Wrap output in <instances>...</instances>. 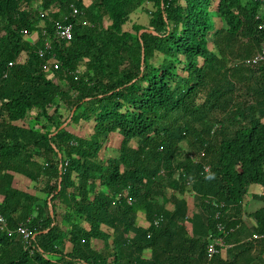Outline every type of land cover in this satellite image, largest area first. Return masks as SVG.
<instances>
[{
    "label": "trees",
    "instance_id": "obj_1",
    "mask_svg": "<svg viewBox=\"0 0 264 264\" xmlns=\"http://www.w3.org/2000/svg\"><path fill=\"white\" fill-rule=\"evenodd\" d=\"M145 3L147 27L124 30ZM70 5L84 15L68 19ZM41 22L59 63L52 78L37 54L44 36L32 45L21 33ZM68 22L64 43L54 30ZM262 49L263 0H0V264H264L254 239L264 235V61L245 63ZM60 103L64 122L72 113L61 130ZM30 111L40 130L20 124ZM92 121L88 138L67 130ZM110 134L119 154L104 164ZM16 177L43 182L46 198L13 188ZM251 185L262 206L248 213ZM168 190L193 193V208ZM210 237L224 246L208 257Z\"/></svg>",
    "mask_w": 264,
    "mask_h": 264
},
{
    "label": "rangeland",
    "instance_id": "obj_2",
    "mask_svg": "<svg viewBox=\"0 0 264 264\" xmlns=\"http://www.w3.org/2000/svg\"><path fill=\"white\" fill-rule=\"evenodd\" d=\"M86 1L91 2V0H86ZM148 4L149 3H145L144 6L137 8V10H135V12H133V14H131L129 16V19H128L125 27H124V30L130 32L133 24L147 27L148 21H149V15H148L149 5ZM33 7H35L38 11H41V8H38L37 4H35V3L32 4V8ZM210 12H211L212 21L215 23V25L220 26L221 21L219 20V18L216 17L217 15H216L214 4L210 7ZM109 23H110L109 19L105 18L104 22L102 24V28L105 29L109 25ZM82 25H86V23L85 24L82 23ZM34 34H32V36ZM209 49H212L211 45L209 46ZM19 58H20L19 62L25 63L27 61V56L24 53L21 54L19 56ZM46 75L48 78L53 77L52 72H50V71H46ZM52 113H53V109L50 110V114H52ZM57 114H59L61 116V122H64L65 119H67V116L69 114V110L66 109V106L64 104L60 103L59 106L57 107ZM36 116H37L36 112L30 111V112H28V116L20 124L22 126H25V127L29 126L35 130H40L41 126H43L45 124V120L42 118L38 119V118H36ZM55 118H57L56 115H55ZM68 122H69V120H66V122H64L61 126H64V127L67 126ZM93 125H94V121L88 122V123L79 122L76 125L71 124L70 126H68L67 130L69 132L75 134L76 136L81 137V138H88L93 132L92 131ZM50 130H51V128H50ZM120 140H121V137L118 134H113V135L110 134L107 137V139H105L101 143V150L98 154V161L105 164L108 159L114 158V157L117 158L118 154H119L118 149L120 146ZM131 145L135 146L134 142L131 143ZM181 146H182V148L186 149V146L184 144H182ZM193 155L194 154H191L189 157L191 159H193L192 158V157H194ZM12 187L17 189V190H20L22 192H27L31 195H34L37 198H39V200H44L46 198L45 194H43V192H42V188L44 187L43 182L33 183V182L23 178V177H16L12 181ZM254 190H256V192H254ZM260 190H261V188L259 186H256V185H252L248 188L246 196L244 198V202H243V208L246 212H248V213L254 212L262 206L260 201H255L252 197L253 193H255V195H257L258 194L257 192ZM172 195H175L178 198L185 199L187 204H188V207H190L189 210L191 208H193V199H192L193 193L188 192L185 194H180V193H176V192H172L171 190H168L166 193V198H169ZM1 199L2 198L0 197V200ZM158 202L161 203L160 198L158 199ZM167 208L170 209L171 206L169 204H167ZM57 213H59L61 215V212L59 209L57 210ZM60 215H58V217ZM137 215H138V224H140V225L143 224L146 227V223H144V221H143V216L141 214H137ZM246 221H247L246 223L249 226L252 225L250 223L251 221H249V220H246ZM81 224H83V222ZM187 229L189 231L190 226L187 225ZM103 230L107 231V229L105 227H103ZM108 231L111 232L110 230H108ZM92 247L98 251L102 248V243L98 240L93 241ZM222 252L224 253V251H222Z\"/></svg>",
    "mask_w": 264,
    "mask_h": 264
},
{
    "label": "built area",
    "instance_id": "obj_3",
    "mask_svg": "<svg viewBox=\"0 0 264 264\" xmlns=\"http://www.w3.org/2000/svg\"><path fill=\"white\" fill-rule=\"evenodd\" d=\"M39 14L38 16L41 19H44V14L42 11H38ZM84 14L81 10H79L77 7H75L74 5H70V12L68 15V19H72V20H78L79 17H82ZM67 17H65V21L67 20ZM74 21V22H75ZM40 31H38V33H36L35 35H31L27 30L23 29L21 31L23 36H27L29 39V42L32 43V45L35 43V39L37 38V34L41 33L42 36H44V42H43V47L39 48L37 50V54L39 56V58L43 59L44 64L46 65L47 71L50 72H54L55 70H58L59 67V63L56 61V57L55 54H52V46H51V39L48 37V34L45 30V28H43V24L41 22V24L39 25ZM73 27H74V23L68 22L66 24H56L55 30H54V38L64 42V43H69L72 40L73 37ZM35 37V38H34ZM264 61V49H262L260 52L257 53V55L250 61H245V63H251V64H256L259 62ZM22 63V62H20ZM15 64V62H10L8 63V67H12ZM75 79L78 78L79 75V70L77 69L75 71ZM55 79V78H54ZM204 171L206 173L209 172V169L207 167L204 168ZM222 206V205H221ZM218 216V215H216ZM0 225L2 227H5V219L4 217H2L0 215ZM218 231H222V228L220 226L217 227ZM15 233L20 237V239L22 240V242L24 244H27V242L29 241V239L32 237V231L30 229H28L26 226H24L22 223L19 224L16 229H15ZM264 239V235L261 236H254V239ZM209 244L207 245V254L208 257H211L217 253L220 252V249L223 248L224 244H223V238L221 237H210L209 238Z\"/></svg>",
    "mask_w": 264,
    "mask_h": 264
},
{
    "label": "crops",
    "instance_id": "obj_4",
    "mask_svg": "<svg viewBox=\"0 0 264 264\" xmlns=\"http://www.w3.org/2000/svg\"><path fill=\"white\" fill-rule=\"evenodd\" d=\"M251 186H252V185H251ZM256 186H257V185H256ZM260 188H261V187H260ZM254 192H256V190H254ZM261 192H262V189H261L260 191H258L257 193L260 194ZM258 194H257V195H258ZM253 196H255V193H253ZM253 196H252V197H253ZM253 199H254V198H253ZM254 200H255V199H254ZM255 201H256V200H255ZM246 220H249V219H246V218H245V221H246ZM249 221H250V220H249ZM250 223H251V222H250ZM247 225H248V224H247ZM248 226H249V225H248Z\"/></svg>",
    "mask_w": 264,
    "mask_h": 264
},
{
    "label": "water",
    "instance_id": "obj_5",
    "mask_svg": "<svg viewBox=\"0 0 264 264\" xmlns=\"http://www.w3.org/2000/svg\"><path fill=\"white\" fill-rule=\"evenodd\" d=\"M71 116H72V113H71V115H70V118H71ZM70 118L68 119V120H70ZM66 125V124H65ZM62 128H64V126H61L59 129L61 130ZM45 233V232H44Z\"/></svg>",
    "mask_w": 264,
    "mask_h": 264
}]
</instances>
